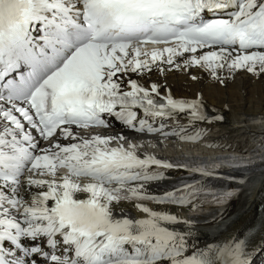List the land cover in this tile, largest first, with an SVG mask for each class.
<instances>
[{
	"label": "snow or ice",
	"instance_id": "obj_1",
	"mask_svg": "<svg viewBox=\"0 0 264 264\" xmlns=\"http://www.w3.org/2000/svg\"><path fill=\"white\" fill-rule=\"evenodd\" d=\"M161 65L264 75V0H0V264H249L244 239L199 247L144 203L191 201L151 192L175 165L107 131L202 138L167 125L207 119L200 100L131 78Z\"/></svg>",
	"mask_w": 264,
	"mask_h": 264
},
{
	"label": "bare ground",
	"instance_id": "obj_2",
	"mask_svg": "<svg viewBox=\"0 0 264 264\" xmlns=\"http://www.w3.org/2000/svg\"><path fill=\"white\" fill-rule=\"evenodd\" d=\"M160 67L162 71L153 68L143 76L132 74L131 78L139 80L146 87L156 83L161 96L170 94L174 98L198 99L207 116L205 120L193 121L187 113H181L169 119L168 130L181 125L190 134L201 131L204 136L196 141L170 136L168 145L174 148L160 153V158L180 159L181 153H190L213 159L219 154H227L233 150L247 155L245 159L223 158L225 156L215 158L212 161H217L220 165L230 164L226 168L228 170L221 175H206L208 184L216 181L225 183L230 178L244 184L245 189L237 201L238 206L230 214L219 220L204 223L211 218V212L216 209L215 207L221 209L222 204L238 192L235 188L225 185H222L221 194L211 193L212 189L209 187L207 190L209 196L205 197L203 204H199V200L196 206L186 204L177 205L170 210L165 208L160 210L169 211L182 221H189L190 223H181L176 227L189 232L190 242L199 247L211 243L223 244L233 238L241 239L247 229L257 224L258 230L246 243L245 251L248 253L249 264H264V75H254L244 70L229 74L225 70L220 73L221 79L217 80L207 70L197 66L184 69H175L167 65ZM112 128L113 133L126 134L130 143L141 144L143 151L157 153L153 144H144L159 139L155 136L156 133H137L117 121H113ZM254 147L256 149L251 151ZM231 166L244 170H234ZM210 167L212 170L215 169V166ZM160 184L161 181L154 183L156 186ZM177 185L178 182L172 181L166 183L165 187ZM122 206L137 216L143 215L135 212L129 204ZM192 208L196 210L192 211Z\"/></svg>",
	"mask_w": 264,
	"mask_h": 264
},
{
	"label": "rangeland",
	"instance_id": "obj_3",
	"mask_svg": "<svg viewBox=\"0 0 264 264\" xmlns=\"http://www.w3.org/2000/svg\"><path fill=\"white\" fill-rule=\"evenodd\" d=\"M237 137H238V136H237ZM236 139H237V138H236ZM239 198H240V197H239ZM238 200H239V199H238ZM237 206H238V205H237V201H236V203L233 205V208H232V210H235V208H237ZM232 210H231V211H232ZM231 211H230L228 214H230V213H231Z\"/></svg>",
	"mask_w": 264,
	"mask_h": 264
}]
</instances>
